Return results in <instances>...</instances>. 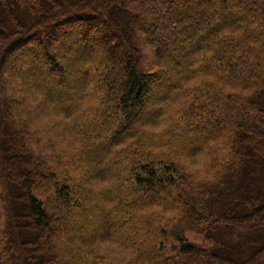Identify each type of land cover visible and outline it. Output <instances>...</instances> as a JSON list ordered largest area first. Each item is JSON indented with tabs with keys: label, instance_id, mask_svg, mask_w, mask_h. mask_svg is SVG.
I'll return each instance as SVG.
<instances>
[{
	"label": "trees",
	"instance_id": "trees-1",
	"mask_svg": "<svg viewBox=\"0 0 264 264\" xmlns=\"http://www.w3.org/2000/svg\"><path fill=\"white\" fill-rule=\"evenodd\" d=\"M0 264H264V0H0Z\"/></svg>",
	"mask_w": 264,
	"mask_h": 264
},
{
	"label": "rangeland",
	"instance_id": "rangeland-1",
	"mask_svg": "<svg viewBox=\"0 0 264 264\" xmlns=\"http://www.w3.org/2000/svg\"><path fill=\"white\" fill-rule=\"evenodd\" d=\"M164 123H165V120L162 119L159 123H156V125H157V127H160ZM189 163L194 168H200L203 165V163H204V157L202 155L194 156V157H192L191 160H189ZM189 237H190L191 240L194 239L193 235H189ZM105 244H106L107 247L106 248L104 247V248H105V251H107V252L108 251H112L113 253L117 254L119 252V250L122 249L119 243L112 244L111 242H108V243H105ZM116 258H117V260L119 262H120V260H121V262L123 261L119 254L116 255Z\"/></svg>",
	"mask_w": 264,
	"mask_h": 264
}]
</instances>
